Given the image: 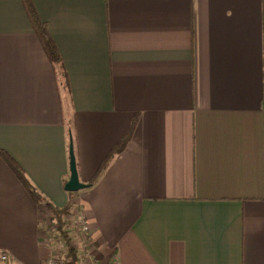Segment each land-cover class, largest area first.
I'll return each mask as SVG.
<instances>
[{
  "label": "crops",
  "instance_id": "1",
  "mask_svg": "<svg viewBox=\"0 0 264 264\" xmlns=\"http://www.w3.org/2000/svg\"><path fill=\"white\" fill-rule=\"evenodd\" d=\"M31 3L66 73L80 182L137 115L122 150L71 195L67 221L83 214L93 256L264 264V0ZM66 96L22 0H0V148L58 207ZM42 214L0 159L6 264L52 253Z\"/></svg>",
  "mask_w": 264,
  "mask_h": 264
},
{
  "label": "trees",
  "instance_id": "2",
  "mask_svg": "<svg viewBox=\"0 0 264 264\" xmlns=\"http://www.w3.org/2000/svg\"><path fill=\"white\" fill-rule=\"evenodd\" d=\"M23 7L26 11L28 20L30 22V25L32 26V29L34 33L36 34L43 50L45 51L50 63L54 67L55 76H56V82L58 84V87L61 89L64 94L66 93V102L62 98L63 106L65 109V117L64 120L61 119L62 124H64V130L68 139L72 141V145L75 146V137L73 133V118L72 114H70L67 110L69 107V98H68V83H67V77L64 68L61 65V62L59 60L57 50L52 43L51 39L48 36L46 25L43 21H41L35 11V9L32 6L31 0H22ZM68 103V104H67ZM62 114L64 113L63 110H61ZM137 120V115H134L130 121V125L127 129V131L120 137V139L109 149L107 154L104 156V158L100 161L98 166L96 167L95 171L93 172L90 179L87 181L89 185L93 184L96 179L101 175L105 167L108 165L114 154L118 153L122 148L124 147L126 141L129 139L132 129L134 128V125ZM0 159L6 164V166L10 169V171L13 173V175L16 177V179L19 181L21 186L24 188V190L27 192L29 197L32 199V201L35 204H43L44 210L46 212V216L41 217L42 221V227H41V233L45 238H61L65 244L66 248V254L65 258L68 259V264H76V251L71 246L70 241L71 238L68 236V233L66 231V224H67V217L70 214L73 202L71 201V195L74 192H67L68 193V199L62 206H54L50 204L48 201L44 199L32 186V184L29 182V180L26 178L22 168L18 165V163L2 148H0ZM75 159V158H74ZM76 167V162H75ZM44 224V225H43Z\"/></svg>",
  "mask_w": 264,
  "mask_h": 264
},
{
  "label": "built area",
  "instance_id": "3",
  "mask_svg": "<svg viewBox=\"0 0 264 264\" xmlns=\"http://www.w3.org/2000/svg\"><path fill=\"white\" fill-rule=\"evenodd\" d=\"M72 225L71 229L74 231L77 237L78 247L76 249V264H118L116 257H111L108 261L104 263L93 256L91 251V241L88 239V227L86 224V220L81 214V212H75L71 217ZM66 248L64 251L53 252L48 256L45 260L44 264H68V259L65 258ZM9 259V255L0 250V264H6Z\"/></svg>",
  "mask_w": 264,
  "mask_h": 264
},
{
  "label": "water",
  "instance_id": "4",
  "mask_svg": "<svg viewBox=\"0 0 264 264\" xmlns=\"http://www.w3.org/2000/svg\"><path fill=\"white\" fill-rule=\"evenodd\" d=\"M67 158H68V177L63 184L64 190L68 192H75L89 186L88 183H83L78 180L77 170L75 167V159L73 153V145L70 138L67 142Z\"/></svg>",
  "mask_w": 264,
  "mask_h": 264
},
{
  "label": "rangeland",
  "instance_id": "5",
  "mask_svg": "<svg viewBox=\"0 0 264 264\" xmlns=\"http://www.w3.org/2000/svg\"><path fill=\"white\" fill-rule=\"evenodd\" d=\"M73 214H71V216H73ZM42 216H46V215L42 214ZM70 219H71V217L68 218V221H67V224H66V231L68 233V236L71 238V241H70L71 246L73 248H76L77 249L78 244H77V240L75 238V233L71 229L72 220H70ZM50 243H51V251H53V252H56V251L57 252H60V251L63 252L64 249H65V244H64V242H63V240L61 238L51 237Z\"/></svg>",
  "mask_w": 264,
  "mask_h": 264
}]
</instances>
